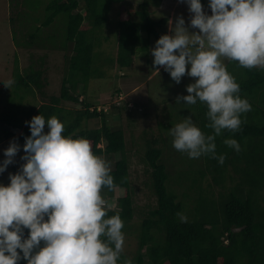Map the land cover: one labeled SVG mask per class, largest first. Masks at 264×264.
<instances>
[{"label": "trees", "instance_id": "1", "mask_svg": "<svg viewBox=\"0 0 264 264\" xmlns=\"http://www.w3.org/2000/svg\"><path fill=\"white\" fill-rule=\"evenodd\" d=\"M127 1L50 0L45 4V15L28 34L26 43L65 52L66 74L61 79L60 92H48L49 67L45 66L48 54L40 58L38 67L31 65L23 72L17 70L16 81L33 89L39 100L26 111L20 108V102L1 109L0 138H10L21 130L17 138L25 142V137L31 134L25 119L40 113L46 119L58 117L64 123L63 134L88 138L93 150L110 163L114 177L115 188H103V197L115 195L116 189L124 190L118 197L119 209H109L107 215L119 213L124 222L122 231L132 232L136 186L131 179L126 130L112 118L117 113L127 114V120L134 122L138 111L133 108L137 109V105L120 95L117 104L106 109L86 95L89 81L100 74L98 66L102 62L117 69L134 66L138 53L148 49L150 37H159L158 27L166 18L155 20L150 7L161 2L143 0L137 9L125 5L117 13V52L103 57L108 39L102 28L113 5ZM235 78L240 95L252 107L241 114L239 130L225 129L216 137L215 157L201 155L191 162L187 155L191 159L189 164L179 162L171 170L163 158L169 149L165 135L145 137L144 163L148 166L156 205L143 211L144 217L136 230L137 249L131 256L122 252L120 264L124 260H130L131 264H264V69L239 65V77ZM114 89V93L120 92V87ZM67 101L75 106H66ZM198 103L193 111L195 120L204 132L211 133L213 129L205 127L207 106ZM94 118L100 119V126H89ZM226 138L236 139L240 150L225 144ZM221 154L223 163L218 159ZM178 213L186 216V221H181ZM28 232L24 229L25 236ZM18 264L27 261L21 258Z\"/></svg>", "mask_w": 264, "mask_h": 264}, {"label": "clouds", "instance_id": "2", "mask_svg": "<svg viewBox=\"0 0 264 264\" xmlns=\"http://www.w3.org/2000/svg\"><path fill=\"white\" fill-rule=\"evenodd\" d=\"M186 3L193 14L190 25L198 31H190L183 16L174 26L170 21V32L151 49L153 64L177 83L185 74L196 78L177 101L204 103L205 127L213 129L204 132L188 116L169 129L173 147L190 158L215 157L216 137L225 129L239 130L241 114L252 107L224 60L264 69V0H208L211 14L202 0ZM0 82L10 88L14 83ZM26 123L31 134L23 144L25 162L9 173L8 184L0 183V264H18L21 258L27 264H120L124 222L119 213L107 215L111 204L102 194L103 188H115L110 163L88 138L63 134L64 123L55 115L46 119L40 113ZM224 143L240 150L234 138ZM20 147L13 141L4 150L0 173ZM218 159L223 163L224 155Z\"/></svg>", "mask_w": 264, "mask_h": 264}, {"label": "rangeland", "instance_id": "3", "mask_svg": "<svg viewBox=\"0 0 264 264\" xmlns=\"http://www.w3.org/2000/svg\"><path fill=\"white\" fill-rule=\"evenodd\" d=\"M24 1H27V4L23 3ZM49 1L0 0V81H7L9 79L14 81L11 88L6 87L3 82H0V110L8 108L14 102L17 106L18 102H20V108L26 111L29 107L38 103V94L33 89L27 88L24 84L18 83L15 73L17 70L23 72L24 69L26 70L31 65L38 67L39 64L37 63H39L40 58L45 53L48 54L47 59H45V66L47 65L49 67L47 72L49 78L48 92H60L61 79L66 74L65 52L37 48V46L31 47V45L26 43L28 34L30 35L31 30H34L38 26L41 18L45 15L44 7ZM142 1L128 0L126 3L116 4L114 5V14L118 11H123L125 5H130L133 9H137L138 4ZM157 2L159 3L161 0H156ZM202 4L204 5L205 11L211 14V9L208 7V0H202ZM150 11L151 16L155 20L166 18L161 23V26L158 27L159 37L170 32V21L172 26H174L179 16L184 17L185 26L190 31H198V29L190 25V19L193 14L189 12V6L186 0H164L162 6H154L153 4L150 7ZM60 24L61 22H59ZM117 29L118 14L114 16L111 11L109 18L102 28V34L108 39L103 47V49L107 50V53L103 57L113 56L117 52ZM156 41L157 37L152 35L150 37L151 43H148V49L138 53L137 63L134 66L124 68L125 72L123 76L121 74L123 68L117 69L110 64L104 65V62H102L98 66L100 74L91 78L86 94L92 102L101 105V107L105 105L106 109H110L112 104H117L118 102V94L114 93L116 86L121 87L124 89V92H127L133 87L131 85L132 82L135 81V84L142 83L140 89L132 97H126V99H131L136 102L137 109L133 108L138 111L135 115V121L129 122L126 118L127 114L120 115L117 113L112 118L114 123L120 121L121 126L126 130V139L131 160V179L136 186V192L133 194L136 213L131 225L132 232L124 231L125 241L122 252L128 254V256L133 255V252L137 249L138 239L136 230L137 224L144 217L145 213L143 211L156 205V197L149 185L150 174L146 170L148 166L144 163L146 150L145 137H156L160 133L165 135L169 149L165 150L163 158L165 157L168 168L173 170L176 169V165L179 162L189 164L191 159H188L189 157L187 158V153L178 151L173 147L169 129L188 116L199 126L193 112L196 110L195 108H198L199 101L191 105L183 101H177L178 96L187 95L186 86L194 82L196 78L185 74L181 81L177 83L163 66L154 65V56L151 49L155 47ZM224 62L227 70L234 77H239L238 62L228 61L227 59ZM157 67H159L158 70L154 72ZM109 99L110 101H108ZM65 105L68 107L75 106L71 101H67ZM141 110L145 114L141 113ZM30 120L31 118L25 119L24 124L27 125L26 121ZM100 124L101 121L98 118L89 121V126L91 127L100 126ZM47 130L46 124L45 131ZM20 132L21 130H17L16 134L10 138H0V163L5 159L4 150L11 142L15 141L21 146L13 162L7 166L3 173H0V183L8 184L10 182L9 173L19 171L21 165L25 162L22 159L24 155L23 144L25 142L17 138ZM101 156L104 158L103 155ZM193 159L197 158H192L191 162L197 161ZM205 183L203 184L204 186H206ZM215 190L218 191L219 187L215 188ZM123 194V189H116L115 195L105 198L111 204L110 209H119L118 197Z\"/></svg>", "mask_w": 264, "mask_h": 264}, {"label": "crops", "instance_id": "4", "mask_svg": "<svg viewBox=\"0 0 264 264\" xmlns=\"http://www.w3.org/2000/svg\"><path fill=\"white\" fill-rule=\"evenodd\" d=\"M164 4V0H162L161 1V3L159 4V6H162L163 4ZM114 5H116V4H114ZM114 5H113V7H112V9H111V11H112V15H117V13H119V11L116 13V14H114V10H115V8H114ZM111 13V12H110ZM167 20H169V19H167ZM105 43H107L106 41H105ZM158 68L159 67H157L155 70H154V72L155 71H157L158 70ZM124 72H125V70H124V68L121 70V74H122V76L124 75ZM127 76V75H126ZM125 76V77H126ZM151 76V75H150ZM135 82V81H134ZM134 82H132L131 83V85H133V87L129 90V91H127V92H124V89H122L121 87H120V92H117V94H118V96H120V95H122L123 97L125 96V97H132L133 96V94H135L139 89H140V87L142 86V83H139V84H135ZM138 83V82H137ZM135 84V85H134ZM129 101L130 102H132V103H134V104H136V102H134L133 100H131V99H129ZM99 105V104H98ZM101 105H99V107H100ZM142 113V112H141ZM101 145V144H100ZM102 147H103V145H101Z\"/></svg>", "mask_w": 264, "mask_h": 264}]
</instances>
